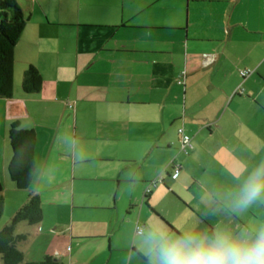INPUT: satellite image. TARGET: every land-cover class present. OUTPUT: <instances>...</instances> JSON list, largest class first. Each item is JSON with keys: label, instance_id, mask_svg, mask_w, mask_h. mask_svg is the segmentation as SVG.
I'll list each match as a JSON object with an SVG mask.
<instances>
[{"label": "crops", "instance_id": "1", "mask_svg": "<svg viewBox=\"0 0 264 264\" xmlns=\"http://www.w3.org/2000/svg\"><path fill=\"white\" fill-rule=\"evenodd\" d=\"M18 2L28 23L15 51L13 96L0 98V231L32 194L41 197V224L17 227L28 236L24 264L49 256L63 264H150L137 234L149 218L195 220L210 231L223 222L210 216L220 194L207 208L202 195L181 194L196 186L219 193L220 175L250 168L235 166L236 158L264 154V0ZM30 67L43 76L38 94L23 90ZM246 69L253 73L243 78ZM16 122L37 135L29 190L17 189L8 172ZM181 128L194 149L179 160ZM174 159L182 167L176 180ZM197 161L216 182L195 172L194 182H183Z\"/></svg>", "mask_w": 264, "mask_h": 264}, {"label": "clouds", "instance_id": "2", "mask_svg": "<svg viewBox=\"0 0 264 264\" xmlns=\"http://www.w3.org/2000/svg\"><path fill=\"white\" fill-rule=\"evenodd\" d=\"M209 194L205 198L210 199ZM234 213L264 202V160L226 194ZM150 264H264V222L233 229L219 223L211 231L199 221L176 226L157 216L137 229Z\"/></svg>", "mask_w": 264, "mask_h": 264}, {"label": "trees", "instance_id": "3", "mask_svg": "<svg viewBox=\"0 0 264 264\" xmlns=\"http://www.w3.org/2000/svg\"><path fill=\"white\" fill-rule=\"evenodd\" d=\"M28 23V17L18 0H0V98H11L14 93L15 51ZM43 86L41 72L30 67L24 75L23 90L26 94H38ZM9 142L12 158L8 166L11 181L19 190H29L38 175L35 149L37 135L33 129L23 128L19 122L9 128ZM180 139V138H179ZM0 181V222L5 213V199ZM43 221V204L38 194L17 211L11 221L0 231V264H24L25 253L20 245L27 235L16 233L22 223L37 226ZM26 264H63L53 257H46L38 263Z\"/></svg>", "mask_w": 264, "mask_h": 264}, {"label": "rangeland", "instance_id": "4", "mask_svg": "<svg viewBox=\"0 0 264 264\" xmlns=\"http://www.w3.org/2000/svg\"><path fill=\"white\" fill-rule=\"evenodd\" d=\"M178 153L177 155V158L179 160L182 159L183 156H186V158L188 157L187 155H181L182 153H180L179 151H176ZM252 155V154H251ZM176 159V158H175ZM203 161H207L208 158L206 157H203L201 159ZM261 160H264V154L263 153H258L256 156H250L245 158H236V160L234 161V165L237 166L238 163H243L244 166L247 165V163L249 162L251 165H250V168L245 172V170H237V168H235V171L238 172L235 176V177H231V176H223V175H220L219 176V179H218V182H220L219 185H225L223 186V188H220L219 190V194L221 195L222 197V200L223 202H220L219 205H217V210L214 211V212H211L210 213V216L212 215H217V216H224L225 217V220L221 223H227L229 224L234 230L235 229H239L240 227L242 226H245V225H253V224H257V223H260V222H264V202H256L254 203L252 206H250L246 211H244L243 213H234L231 209V206H230V202L229 200L226 198V194L229 193V192H235L238 187H239V184L241 183V181L243 180L244 176L247 174L248 171H250L252 168H254ZM199 161V160H198ZM192 162L190 163V166H189V171L188 173L183 171L182 173V178H183V182L184 183H187V182H191L192 181L194 182L195 180L193 179V177L191 176H188L189 172H190V175L191 174H194L193 172L196 173V177H200L201 179H204V178H208L210 177V179L212 178L213 180H215L214 182H216L217 180V176L215 174H213V172L210 170H204L202 168V166H200V162ZM206 171V172H204ZM241 173V174H240ZM206 174V175H205ZM190 177V179H189ZM128 184V183H127ZM161 186V185H160ZM229 186H232V191H228V188ZM191 189V191H187V189H183V193L180 191V193H182L181 195H184L186 198L190 199V196L193 198V194H196L197 196H201L202 195V198L201 200H204V207L207 208V203H210L212 204L213 203V197L212 196L210 199H207L206 202H205V198L209 195V194H213V191H212V188H209L208 191L204 192L203 190L200 191L199 190V187L196 186L195 188H189ZM197 202L200 201V200H196ZM183 214L184 216H191L192 214L190 213V211H187L186 210H183ZM133 217V218H132ZM139 217V208L137 211H135L133 213L132 216H130V218H132L133 221L137 220ZM183 221V219H182ZM24 245V243L22 244ZM121 260V258H120ZM123 262V261H121ZM2 264V263H1Z\"/></svg>", "mask_w": 264, "mask_h": 264}, {"label": "built area", "instance_id": "5", "mask_svg": "<svg viewBox=\"0 0 264 264\" xmlns=\"http://www.w3.org/2000/svg\"><path fill=\"white\" fill-rule=\"evenodd\" d=\"M252 73H253V70H251V69L242 70L241 76L243 78H246V77L250 76ZM179 133H180L179 152L182 154H185V155H189L191 153V151L194 149L192 137L190 135H188L184 131L183 128H181L179 130ZM169 169L171 171L170 172L171 177L174 180H176L179 177V175L182 171L181 165L175 159L170 162ZM163 179H164L163 176L159 177L154 183H152V185L156 186L157 184L162 183L164 181ZM152 185L147 188V190H146L147 195L151 192ZM138 227H137V229H138ZM137 234H138V231H137Z\"/></svg>", "mask_w": 264, "mask_h": 264}]
</instances>
